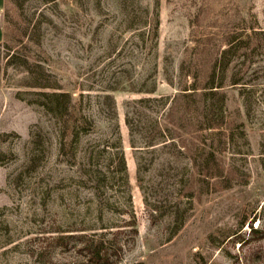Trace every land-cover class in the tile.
<instances>
[{"label":"rangeland","instance_id":"374dc122","mask_svg":"<svg viewBox=\"0 0 264 264\" xmlns=\"http://www.w3.org/2000/svg\"><path fill=\"white\" fill-rule=\"evenodd\" d=\"M0 19V264H264V0Z\"/></svg>","mask_w":264,"mask_h":264},{"label":"crops","instance_id":"0c3cea01","mask_svg":"<svg viewBox=\"0 0 264 264\" xmlns=\"http://www.w3.org/2000/svg\"><path fill=\"white\" fill-rule=\"evenodd\" d=\"M5 4H6V0H0V16L2 15V12L5 8ZM3 39H4V30L0 19V43L3 41Z\"/></svg>","mask_w":264,"mask_h":264},{"label":"trees","instance_id":"16d2710c","mask_svg":"<svg viewBox=\"0 0 264 264\" xmlns=\"http://www.w3.org/2000/svg\"><path fill=\"white\" fill-rule=\"evenodd\" d=\"M84 121H87V119L84 118Z\"/></svg>","mask_w":264,"mask_h":264}]
</instances>
